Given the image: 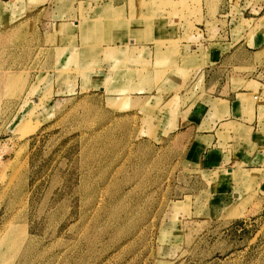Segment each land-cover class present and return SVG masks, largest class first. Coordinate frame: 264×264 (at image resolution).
Instances as JSON below:
<instances>
[{
	"label": "rangeland",
	"instance_id": "1",
	"mask_svg": "<svg viewBox=\"0 0 264 264\" xmlns=\"http://www.w3.org/2000/svg\"><path fill=\"white\" fill-rule=\"evenodd\" d=\"M52 4L0 21V264H264V174L189 129L214 89L191 49L252 37L264 0Z\"/></svg>",
	"mask_w": 264,
	"mask_h": 264
},
{
	"label": "crops",
	"instance_id": "2",
	"mask_svg": "<svg viewBox=\"0 0 264 264\" xmlns=\"http://www.w3.org/2000/svg\"><path fill=\"white\" fill-rule=\"evenodd\" d=\"M60 1L0 0V21H9L5 17L15 18L18 12H21L20 15H35L36 10H41L43 5L51 2L53 7L50 16H56L63 9ZM177 33L176 36L179 37L182 32L179 30ZM167 36L168 30H159L158 37L167 39ZM220 39V42L212 40L204 47L199 43L191 49L197 55L209 56L201 73L211 83L209 87L214 89L210 94L209 106L212 118L206 121V125L196 124L189 129L196 132L197 146L204 150L207 148L208 157L219 165L223 166L229 161L233 163L232 166H252V173L260 177L264 174V25L252 37L246 34L238 39L229 36ZM142 47L147 52L148 49L152 52L154 48L149 41L141 43ZM183 51L186 52L185 47ZM191 68L193 67L186 73ZM243 98L247 100L244 101ZM256 98L260 99L258 103H255ZM203 157L206 158V155ZM236 172L244 174L242 171ZM234 188H228V191L236 199L238 197Z\"/></svg>",
	"mask_w": 264,
	"mask_h": 264
}]
</instances>
